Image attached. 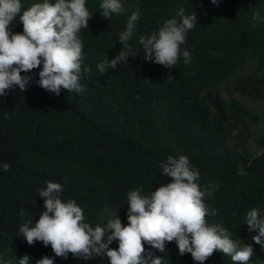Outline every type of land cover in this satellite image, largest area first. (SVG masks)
Returning <instances> with one entry per match:
<instances>
[{
	"label": "trees",
	"instance_id": "trees-1",
	"mask_svg": "<svg viewBox=\"0 0 264 264\" xmlns=\"http://www.w3.org/2000/svg\"><path fill=\"white\" fill-rule=\"evenodd\" d=\"M42 2L21 0L22 11ZM101 2L86 0L92 17L79 33L84 66L91 68L81 80L85 92L61 88L56 95L41 88V65L21 73L32 77L26 91L14 85L0 96V165H10L9 171L0 167V264H18L25 254L29 264L44 256L54 264H109L106 257H57L50 245H29L17 235L44 211L38 190L47 181L61 183V199L75 200L85 222L95 226L118 213L126 226L127 193L150 195L170 183L159 166L181 155L199 170L202 189L213 186L205 200L217 215L208 222L252 245L249 264H264V249L252 240L258 233L245 224L252 208L264 217V0H122L124 10L111 19L103 17ZM180 7L198 17L181 46L190 63L181 56L166 68L145 60L138 37L158 31L167 19L179 20ZM137 9L133 57L101 74L97 64L122 50L118 36ZM256 12L260 19L254 21ZM11 28L23 32L19 17ZM144 246L163 264H197L190 253L179 254L175 241L166 242L163 253ZM204 264L233 262L216 251Z\"/></svg>",
	"mask_w": 264,
	"mask_h": 264
},
{
	"label": "clouds",
	"instance_id": "clouds-1",
	"mask_svg": "<svg viewBox=\"0 0 264 264\" xmlns=\"http://www.w3.org/2000/svg\"><path fill=\"white\" fill-rule=\"evenodd\" d=\"M211 2L217 4L218 0ZM99 7L105 19L124 10L122 0H102ZM139 15L138 9L133 11L126 29L119 34L122 45L119 54L97 64L101 74L108 69L115 70L133 57L130 41ZM176 15L179 20L167 19L158 31L138 37L145 60H154L166 68L175 67L181 56L185 65L190 63V52L181 46L188 32L196 26L198 17L186 15L183 7ZM17 17L23 25L22 33H13L11 28ZM91 17L86 0H55L54 3L43 0L23 11L21 0H0V96H5L14 85L21 92L26 91L32 77L21 73L31 72L41 65L38 73L41 88L56 95L61 88L69 93L85 92L86 86L81 80L91 73V68L84 66L79 33L88 28ZM259 19V12L254 13L253 20ZM0 167L10 170L8 163ZM159 167L163 176L171 177V182L161 184L150 195H142L140 189L129 191L126 226L118 213L109 214L106 223L93 226L85 222L84 211L75 200L61 199L63 185L47 181L46 187L38 190V196L44 200V211L34 225L31 220L22 224L17 235L29 245L36 241L45 247L50 245L57 257L67 258L69 253L85 261L106 257L109 264H163V258L155 256L144 245L163 253L166 242L173 241L181 256L190 253L197 264H204L216 251L230 257L233 264H249L254 255L252 245L232 239L221 224L208 222L207 217L217 215V210L210 208L205 200L212 196L213 186L201 188L199 170L191 166L188 157L168 156ZM21 215H24L23 210ZM245 224L249 232L258 233L252 240L264 249V217L257 208L247 212ZM113 241L118 243V248L109 247ZM29 261L30 257L25 254L18 264H29ZM36 264H54V259L44 256Z\"/></svg>",
	"mask_w": 264,
	"mask_h": 264
}]
</instances>
